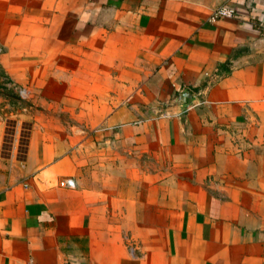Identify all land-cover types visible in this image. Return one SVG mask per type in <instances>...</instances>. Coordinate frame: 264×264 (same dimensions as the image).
Returning a JSON list of instances; mask_svg holds the SVG:
<instances>
[{
  "label": "crops",
  "instance_id": "1",
  "mask_svg": "<svg viewBox=\"0 0 264 264\" xmlns=\"http://www.w3.org/2000/svg\"><path fill=\"white\" fill-rule=\"evenodd\" d=\"M0 47V264H264V0H0Z\"/></svg>",
  "mask_w": 264,
  "mask_h": 264
},
{
  "label": "rangeland",
  "instance_id": "2",
  "mask_svg": "<svg viewBox=\"0 0 264 264\" xmlns=\"http://www.w3.org/2000/svg\"><path fill=\"white\" fill-rule=\"evenodd\" d=\"M1 53L2 51L0 48V55ZM26 109H32L31 101L25 96V93H20L19 88L13 84L10 77L0 65V119H4L7 124L6 147H8L9 141L13 137L16 125H18L21 143V145L19 143V150L22 151V143L25 141V134L29 126L27 123L17 124V119L20 118V116H18L19 113Z\"/></svg>",
  "mask_w": 264,
  "mask_h": 264
},
{
  "label": "built area",
  "instance_id": "3",
  "mask_svg": "<svg viewBox=\"0 0 264 264\" xmlns=\"http://www.w3.org/2000/svg\"><path fill=\"white\" fill-rule=\"evenodd\" d=\"M232 11L224 6H221L217 9L216 11V15H224V14H227V13H231ZM1 48V47H0ZM1 51H2V48H1ZM20 93L23 94L22 90H20ZM61 184L64 185V186H67V187H72L74 185V180L72 178H64L62 181H61Z\"/></svg>",
  "mask_w": 264,
  "mask_h": 264
},
{
  "label": "water",
  "instance_id": "4",
  "mask_svg": "<svg viewBox=\"0 0 264 264\" xmlns=\"http://www.w3.org/2000/svg\"><path fill=\"white\" fill-rule=\"evenodd\" d=\"M184 96H185V97H188V96H189V92H186V93L184 94Z\"/></svg>",
  "mask_w": 264,
  "mask_h": 264
}]
</instances>
